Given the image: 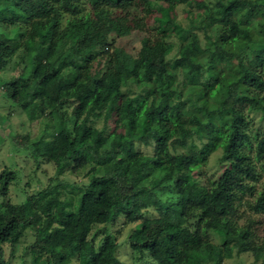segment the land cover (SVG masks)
<instances>
[{
    "label": "trees",
    "instance_id": "obj_1",
    "mask_svg": "<svg viewBox=\"0 0 264 264\" xmlns=\"http://www.w3.org/2000/svg\"><path fill=\"white\" fill-rule=\"evenodd\" d=\"M177 3L185 25L171 15ZM148 16L154 32L135 54L113 46ZM13 57L21 66L0 80V96L50 122L23 148L56 173L86 167L87 178L67 198L54 183L13 203L3 196L15 172L0 170V264L25 230L29 264H122L110 233L89 237L118 217L135 224L129 250L155 264L241 252L264 264V226L252 217L264 214V0H0V69ZM100 116L113 128L94 126ZM217 148L218 176L196 182Z\"/></svg>",
    "mask_w": 264,
    "mask_h": 264
},
{
    "label": "rangeland",
    "instance_id": "obj_2",
    "mask_svg": "<svg viewBox=\"0 0 264 264\" xmlns=\"http://www.w3.org/2000/svg\"><path fill=\"white\" fill-rule=\"evenodd\" d=\"M156 4L153 1L151 6V15L156 14ZM165 5V3H160ZM185 6L183 4H173L171 15L181 25L186 24L185 18ZM145 24L143 30H131L129 33L121 36H114L112 42L113 46L120 47L130 54H135L139 47V39L141 35L152 36L154 29L152 28V20L148 16L143 21ZM172 39L173 37H169ZM202 41V40H201ZM174 50L171 51L173 53ZM21 64L18 59L13 57L9 60L4 68L0 69V80L8 79L15 76L20 69ZM66 112L70 113V106L66 107ZM8 113L4 118L2 115ZM0 170L3 168L14 170L16 177L8 182L4 200L18 203L26 194L34 193L41 189L45 185L57 183V186L62 194L61 197L67 198L76 192V187L79 183L84 182L87 178L85 174L86 167L77 169L76 171H62L56 173V168L51 162H46L42 158H33L29 151L23 148L24 135L27 134V138H34L41 134L43 131V137L46 138L48 131L50 130V122L45 116L35 117L28 119L26 113L19 111L16 108L9 107L7 102L0 96ZM249 115L252 118V122L255 125H259L257 112H250ZM113 117L103 119L100 116L93 124L100 128L104 127L107 130L113 128ZM135 147L144 154L151 153L150 144L135 143ZM220 155V149L217 148L212 151L206 159L205 164L193 170V175L196 182L202 184L210 179H215L221 171L223 165L218 161ZM161 200H170L172 195L166 191H160L157 193ZM1 200V197H0ZM156 212L153 207H148L144 210L145 216L155 215ZM122 216V215H118ZM252 217L258 219V230L264 226V214H254ZM133 223H123L122 219L118 217L109 224H95L92 226L89 234L93 237L94 242H97L101 237V231L110 233L113 236V240L116 243L114 249L115 257L122 264H155L154 261L147 255V253H139L130 251L126 237L129 231L134 227ZM32 231L25 230L18 241L12 246L11 252L8 247L5 248L4 256L8 258V264H29V254L27 252V245L32 240ZM208 238L211 242L217 243V236L214 233L209 232ZM112 243L113 241L110 240ZM109 242L107 241L105 252L108 249ZM68 264H78L75 259H72ZM221 264H258V261H253L249 252L233 253L231 257L225 258L221 261Z\"/></svg>",
    "mask_w": 264,
    "mask_h": 264
}]
</instances>
